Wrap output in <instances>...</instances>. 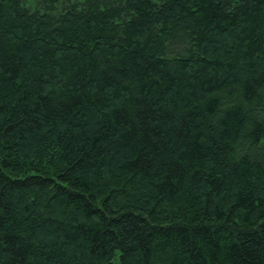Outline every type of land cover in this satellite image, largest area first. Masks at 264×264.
Listing matches in <instances>:
<instances>
[{
	"label": "trees",
	"instance_id": "obj_1",
	"mask_svg": "<svg viewBox=\"0 0 264 264\" xmlns=\"http://www.w3.org/2000/svg\"><path fill=\"white\" fill-rule=\"evenodd\" d=\"M0 264H264V0H0Z\"/></svg>",
	"mask_w": 264,
	"mask_h": 264
}]
</instances>
